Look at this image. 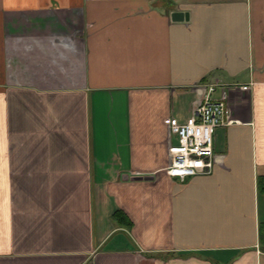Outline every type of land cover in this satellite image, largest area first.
I'll return each mask as SVG.
<instances>
[{"label": "crops", "instance_id": "crops-1", "mask_svg": "<svg viewBox=\"0 0 264 264\" xmlns=\"http://www.w3.org/2000/svg\"><path fill=\"white\" fill-rule=\"evenodd\" d=\"M224 88L171 177L164 120ZM259 175L264 0H0V264H264Z\"/></svg>", "mask_w": 264, "mask_h": 264}, {"label": "built area", "instance_id": "built-area-1", "mask_svg": "<svg viewBox=\"0 0 264 264\" xmlns=\"http://www.w3.org/2000/svg\"><path fill=\"white\" fill-rule=\"evenodd\" d=\"M249 89V85L233 84V88ZM214 84L209 85L212 92ZM227 89H222L219 98L206 94L192 114L180 122L174 117L164 120L171 134L176 135V144H170V161L166 172L180 180L195 175L209 174L214 164L213 135L218 127L234 123L228 106Z\"/></svg>", "mask_w": 264, "mask_h": 264}, {"label": "trees", "instance_id": "trees-1", "mask_svg": "<svg viewBox=\"0 0 264 264\" xmlns=\"http://www.w3.org/2000/svg\"><path fill=\"white\" fill-rule=\"evenodd\" d=\"M257 189L258 192L264 195V175H259L257 177ZM259 246L264 251V222L259 224Z\"/></svg>", "mask_w": 264, "mask_h": 264}, {"label": "water", "instance_id": "water-1", "mask_svg": "<svg viewBox=\"0 0 264 264\" xmlns=\"http://www.w3.org/2000/svg\"><path fill=\"white\" fill-rule=\"evenodd\" d=\"M170 17L173 21H181V20L187 19V14L183 11H173L171 13ZM125 178H127V177H125ZM131 178L132 179H140L141 177L135 176V177H131ZM145 178H148V177H145Z\"/></svg>", "mask_w": 264, "mask_h": 264}]
</instances>
